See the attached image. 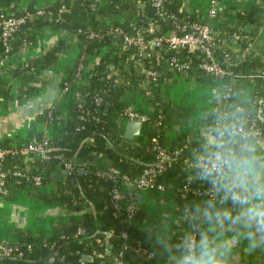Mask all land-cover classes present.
<instances>
[{
	"label": "trees",
	"instance_id": "16d2710c",
	"mask_svg": "<svg viewBox=\"0 0 264 264\" xmlns=\"http://www.w3.org/2000/svg\"><path fill=\"white\" fill-rule=\"evenodd\" d=\"M159 11L160 14L149 0H0V21L6 14L22 16L5 38L6 51L0 35L1 60L5 54L7 59L22 47H33L37 34L44 27L59 33L55 41L37 55L7 66L0 73V111L7 103L22 104L41 92L45 86L42 71L53 66L67 50L71 35L75 41V54L71 65L64 68L59 87L74 79H82V72H86L74 90L62 93L52 106L40 110L29 120L32 128L25 135L0 139V147L14 148L26 141L45 138L49 155L42 158L33 152L5 154L0 159V168L5 173L3 198L9 196L12 187L25 190L35 198L57 201L80 212V218L74 223H63L55 234L46 238L36 239L23 234L15 242L0 240L3 245L12 247L9 254H0V264H81L80 259H84L83 264H144V253L136 250L138 246L151 252L148 258L156 253V248L149 244L139 226L144 211L126 192L115 201L117 206L114 207L110 189L125 186L120 177L130 179L153 161L152 137L167 151L179 149L157 176V181L174 190L188 179L191 185L200 188L197 195L187 191L181 196L174 190L177 202L187 210H194L209 199L204 190H209L211 185L201 178V170L193 162L196 156H202L206 138L215 122L224 116L240 119L244 127L252 122L264 129L260 105L264 91V57L251 51L235 56L217 44L218 31L214 33L216 42L211 48V58L222 65L224 73L213 77L197 67L202 57L197 48L173 51L164 50V44L150 47L155 36L176 31V23L197 19L182 13L179 0H162ZM235 14L240 19H253L246 11L236 10ZM117 27L127 33L139 29L147 43L146 54L134 45H123L121 34L114 30ZM239 40L244 47L250 36L242 33ZM159 49L163 56L156 61L154 56ZM171 54L186 61L189 64L187 73L197 80H214L228 89L224 88L227 94L220 96V105L204 114L195 134L180 132L167 140L164 131L184 116L177 110L179 105L175 106L159 92L163 77L161 70L168 68L165 58ZM78 64L81 65L79 70ZM143 68H152L158 73L151 79L143 74ZM249 80L254 84L251 99L241 100L235 91L241 83ZM136 94L145 99L149 108L132 107L145 114L146 120L137 135L126 138L123 136V109L128 106L126 98ZM65 97L69 101L63 117L61 105ZM95 97H99L98 103H94ZM37 123L59 129L61 135H45ZM98 151L111 158L110 178L95 175L93 169L84 168L78 172L76 164L71 162L75 156L88 161ZM65 160L71 163L70 167L64 168ZM13 170L19 174L13 175ZM53 170L59 174L53 179L52 188L46 191L44 188L51 181L48 176ZM36 175L38 180L34 179ZM128 204H132V211H128ZM121 231L126 237H121ZM18 251H21L20 255ZM118 253L120 259L114 261L113 257ZM49 257L51 260L47 261Z\"/></svg>",
	"mask_w": 264,
	"mask_h": 264
},
{
	"label": "crops",
	"instance_id": "0c3cea01",
	"mask_svg": "<svg viewBox=\"0 0 264 264\" xmlns=\"http://www.w3.org/2000/svg\"><path fill=\"white\" fill-rule=\"evenodd\" d=\"M181 11L184 15L192 18L204 19L212 33H218V45L223 49L233 52L235 56L244 55L247 51H251L261 57H264V0H219L217 14L214 17H206L205 9L208 0H179ZM249 12L253 19L251 21L237 18L235 11ZM242 33L250 36V40L246 46L240 44ZM59 33L49 27H44L38 34L33 47H22L18 52L11 54L7 59H0V73L7 66L15 65L31 56L37 55L44 48L48 47L55 41ZM75 41L71 35L69 37L68 48L56 60L53 66L47 69L52 70L60 76L63 75L64 68L71 65L75 54ZM163 77L159 82V92L162 97L168 98L177 106L175 94L178 92H186L188 96L184 100L189 99L195 103V108L189 114L184 113L179 106L177 110L184 113L183 117L164 131V138L172 139L180 132L195 134L198 123L204 114L221 103V91L223 85H218L214 80L201 81L197 80L193 75L184 72L171 71L170 69L161 70ZM82 79L86 74L82 72ZM44 74V73H43ZM51 76L44 74L42 79L47 85ZM82 79H74L71 83H67L68 90L75 89ZM192 82L191 91L187 92L185 84ZM176 84V87L175 85ZM252 80L243 82L235 91V95L241 99L248 101L251 99L253 90ZM169 91H167V88ZM218 88L216 91L215 88ZM44 89V88H43ZM41 90V92L43 91ZM66 91V93L68 92ZM40 92V93H41ZM60 87L52 102L46 107L52 106L58 99ZM65 94V93H64ZM133 95V94H132ZM126 98L128 107L138 109H148L149 105L145 99L139 94ZM159 95V96H160ZM264 96V91L262 93ZM193 97V98H192ZM65 102L61 105L62 116H66V106L69 101L65 97ZM25 103L19 104L15 101L7 103L0 111V139L4 136H12L19 138L26 134L29 127V120L39 111H33L32 115H28L24 111ZM22 105V108H19ZM45 107V108H46ZM127 118H125L124 125ZM37 127L43 128L45 135L60 136L61 131L56 128L41 126L37 123ZM141 128V127H140ZM124 129V128H123ZM134 136V135H133ZM257 142L258 149L264 145V140L252 139ZM71 162L76 164L77 169H113L112 161L104 152H95L92 157L85 161L82 157H73ZM80 171V172H82ZM79 172V171H78ZM59 171L53 170L48 176L51 181L45 186V190L49 191L53 185V179L58 177ZM11 188V187H10ZM9 196L0 198V240L5 243L15 242L21 235L25 234L36 239H42L55 234L63 223H74L80 218V212L67 208L64 204L53 201L35 198L26 194L25 190L11 188ZM122 193L130 194L134 201L144 211L143 218L139 223L140 228L146 234L147 241L156 248L153 257L144 256V264H170L169 248L178 242L183 235L191 229L192 223L190 217L194 215V210H187L182 204L178 203L175 198L174 190L170 187L163 189H134L132 185L125 184L119 187ZM234 264H264V246L257 247L254 250H248L247 242H242L235 250ZM49 257L47 261H50Z\"/></svg>",
	"mask_w": 264,
	"mask_h": 264
},
{
	"label": "clouds",
	"instance_id": "9594fccd",
	"mask_svg": "<svg viewBox=\"0 0 264 264\" xmlns=\"http://www.w3.org/2000/svg\"><path fill=\"white\" fill-rule=\"evenodd\" d=\"M211 185L191 229L169 248L170 264H234L235 249L264 246V145L242 123L225 117L210 129L199 160Z\"/></svg>",
	"mask_w": 264,
	"mask_h": 264
},
{
	"label": "built area",
	"instance_id": "2783aa9c",
	"mask_svg": "<svg viewBox=\"0 0 264 264\" xmlns=\"http://www.w3.org/2000/svg\"><path fill=\"white\" fill-rule=\"evenodd\" d=\"M162 0H149L150 4L155 8L156 12L160 14L159 7L161 5ZM218 2L219 0H208V4L205 10L206 17H214L217 14L218 10ZM22 20V16H15L12 14H6L1 16L0 21V35L3 38L4 50H7V44L5 43L6 36L14 29V27ZM176 31L169 32L168 34H161L155 36L151 42H153V46H161L164 44V50H173L177 51L180 49L193 50L197 48L202 57L200 61L197 63V67L204 73L210 74L213 77H220L224 73V69L222 65L211 58V48L216 42L214 34L212 33L208 23L204 19H195L191 21H182L175 24ZM116 32L121 34V42L123 45H134L139 51H144L146 47V42L140 32L139 29H136L134 32L127 33L122 31L119 27L114 29ZM162 52L159 50L155 53V60L160 61L162 59ZM6 57V54H5ZM3 59H6V58ZM166 65L168 68L173 69L177 72L187 71L189 68V64L186 61L180 60L176 55L171 54L165 58ZM81 67L80 64L77 65V70ZM143 74L146 77H150L154 79L157 75V71L152 68H143ZM226 88L223 86V91H221L220 96H225L227 93L224 91ZM68 90L67 84L60 87V92L65 93ZM99 97L94 98V103H98ZM261 105V114L264 117V96L260 99ZM239 109V106H236ZM124 117L127 119H137L141 123L146 120L145 114L133 109L132 107H125L123 109ZM222 118H225L222 116ZM235 120V119H233ZM240 122V119L235 120ZM217 124V121L215 122ZM78 128V127H77ZM245 131L251 134V138H260L264 140V129H261L259 126H255L252 122H250L246 127H244ZM152 148L154 149V159L150 164L142 167L132 178L127 179L125 177H120V181L122 183L130 184L134 189H163L164 183L161 181H157V176L165 169L166 165L170 162V160L175 157L179 153V149L175 148L172 150H165L162 146L157 143V140L152 137ZM46 144L47 140L45 138L40 141H26L21 143L19 146L10 148V147H0V159L5 154H21L26 155L29 152H33L42 158H48L49 155L46 152ZM201 155L196 156L193 165L200 169L199 160L201 159ZM71 163L67 160L63 161L64 168L70 167ZM93 173L100 177H112V173L106 169H94ZM13 175L19 174L17 170L12 171ZM4 171L0 168V197L5 195L6 189L4 187ZM39 176H34L35 180H38ZM174 190L181 196L184 195L185 192L189 191L194 194H200V188L193 186L190 184L188 179L184 180L179 186L175 187ZM210 190V189H209ZM209 190H204L207 195H209ZM111 198L113 200V205L116 207L115 201L122 197V192L117 186H112L110 189ZM128 211H132V204L127 205ZM77 232H82L81 229H77ZM121 237H126V233L124 231L120 232ZM136 250L144 253V256H150L151 252L147 251L145 248L138 246ZM12 251V247L7 244L3 245V242L0 243V254L7 255ZM18 255L21 254V251L17 252ZM119 253L114 256V261H118L120 259ZM84 259H80V263L83 264Z\"/></svg>",
	"mask_w": 264,
	"mask_h": 264
},
{
	"label": "water",
	"instance_id": "95a60500",
	"mask_svg": "<svg viewBox=\"0 0 264 264\" xmlns=\"http://www.w3.org/2000/svg\"><path fill=\"white\" fill-rule=\"evenodd\" d=\"M150 47H153V42L150 43ZM42 72L44 74L50 75L52 78L50 82L44 86V89L41 93L36 95L31 100L26 101L25 104L23 105L24 111L30 116L32 115L33 111L42 110L47 106L48 103L52 102L57 93L58 87H59V80H60L59 75H57L50 69H44ZM222 89H223V86H222ZM215 90L217 91L218 88L216 87ZM19 108L21 109L22 105H19ZM141 124L142 123L137 119L126 120L124 129H123V136L126 138H131L133 135H137L139 133ZM107 142L108 144H110L109 141ZM112 148L115 149L113 146ZM115 151L118 153L116 149ZM124 156H127V155L124 154ZM77 171L80 172L82 171V169L78 168ZM83 258L87 259L88 255H83Z\"/></svg>",
	"mask_w": 264,
	"mask_h": 264
},
{
	"label": "rangeland",
	"instance_id": "374dc122",
	"mask_svg": "<svg viewBox=\"0 0 264 264\" xmlns=\"http://www.w3.org/2000/svg\"><path fill=\"white\" fill-rule=\"evenodd\" d=\"M174 85L176 87V84H174ZM185 87H186V89L188 88L187 89V92H189V90L191 91V88L193 87L192 82H188L187 84H185ZM170 88H171V86L169 88H167V91H169ZM186 96H188V95H187V93L185 91L183 93L177 91V93L175 94V96L174 97L172 96L171 98H174L175 99V101H173V102L178 103L177 105H179L182 108V110L184 111V113L189 114L190 112H192L194 110L195 103H197V102L191 101L189 99L184 100V98Z\"/></svg>",
	"mask_w": 264,
	"mask_h": 264
}]
</instances>
